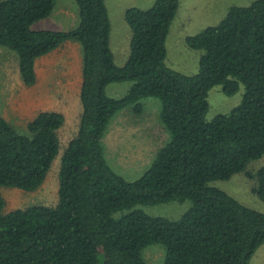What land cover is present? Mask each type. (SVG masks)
I'll return each instance as SVG.
<instances>
[{
	"label": "trees",
	"instance_id": "trees-1",
	"mask_svg": "<svg viewBox=\"0 0 264 264\" xmlns=\"http://www.w3.org/2000/svg\"><path fill=\"white\" fill-rule=\"evenodd\" d=\"M77 28L33 31L55 0H0V47L15 52L22 82H35L34 61L66 41L82 52V113L76 136L61 156L58 204L2 214L0 264H145L146 247H164L163 264H249L264 243V215L210 187L237 173L255 179L251 193L264 203V166L252 177L248 164L264 156V0L229 8L224 19L185 39L202 51L198 72L184 75L166 63L165 41L180 0H155L147 10L127 9L130 49L117 66L110 48L104 0H74ZM130 83L121 98L111 84ZM219 86L241 102L206 120L207 95ZM160 103L159 121L169 140L144 174L128 182L105 158L103 138L120 111L140 116L142 100ZM64 117L39 113L17 132L0 117V187L38 189L59 151ZM189 202L176 220L131 211L135 206Z\"/></svg>",
	"mask_w": 264,
	"mask_h": 264
},
{
	"label": "rangeland",
	"instance_id": "rangeland-1",
	"mask_svg": "<svg viewBox=\"0 0 264 264\" xmlns=\"http://www.w3.org/2000/svg\"><path fill=\"white\" fill-rule=\"evenodd\" d=\"M256 0H180L178 11L169 29L165 41L166 65L184 75H195L198 72L199 59L202 51L191 49L185 42L186 37L194 36L205 28L221 22L231 7H246ZM112 18L111 52L114 63L121 66L125 63L130 49V30L123 20L124 10L136 5V0H106ZM58 8L68 11L77 10L74 0H56ZM150 5H153L150 4ZM142 7H147V4ZM152 7V6H148ZM138 9V8H137ZM55 11V10H54ZM39 24L37 28L35 25ZM35 30H55L72 27L74 23L62 22L55 17L38 21ZM45 27V28H44ZM8 50V49H6ZM17 58L14 52L7 51ZM9 60L0 56V68L6 66ZM130 83L122 85V95L129 89ZM128 91V90H127ZM243 86L231 96H225L219 86L213 87L207 95L208 112L206 120L211 121L216 115L227 114L235 108L242 99ZM121 97V96H119ZM143 113L136 116L131 109H124L111 120L103 138L105 158L112 170L132 182L140 178L151 165L156 152L169 140V135L159 121L160 103L155 98L142 100ZM3 103L0 101V110ZM60 106L59 109H63ZM81 114L79 103L71 105L66 112V122L57 131L59 151L52 162L50 171L42 185L31 192H24L9 187H0V196L4 201L2 214L15 210H25L32 206L54 208L58 204V174L63 155L68 143L76 136ZM24 134L22 130H16ZM264 166V156L248 164L246 171L254 177L259 168ZM210 187L219 189L237 201L240 205L264 215V203L251 193L255 187V179L248 178L245 173H237L225 181H212ZM190 208L189 202H171L155 206H135L130 211L117 212L114 218L131 211H139L150 217H160L176 220ZM164 247L154 244L142 250L145 264H163ZM249 264H264V243L252 256Z\"/></svg>",
	"mask_w": 264,
	"mask_h": 264
},
{
	"label": "crops",
	"instance_id": "crops-1",
	"mask_svg": "<svg viewBox=\"0 0 264 264\" xmlns=\"http://www.w3.org/2000/svg\"><path fill=\"white\" fill-rule=\"evenodd\" d=\"M136 2V5L127 8L147 10L150 8L148 6H152L150 4H154L155 0H136ZM104 3L110 22L109 39L111 47L112 18L106 0H104ZM145 4H147V7H142L145 6ZM125 11L126 10H124V12ZM51 17L66 22V25H68V23L74 24L72 27H65L63 29L35 30L33 28L37 23L35 22L31 26V29L33 31L66 32L77 28L79 24L78 9L76 12L73 10L68 11L54 5L52 12L45 19ZM123 20L125 21L124 16ZM35 26L40 29L43 28L39 27L38 23ZM6 49L7 48L0 47V56H5L9 60L6 62V66L0 68V101L3 103V107L0 110V117L15 130L18 129L22 131H26L27 125L42 112L60 113L63 115L65 123L67 120L65 114L69 110V107L71 105L76 106L78 103L81 106L79 98L82 84V52L80 44L74 41H66L47 55L35 59V82L30 87L24 85L22 82L17 54L14 52L17 58L10 56L7 52L9 49ZM122 85L123 84L109 85L106 89L107 94L113 98L123 97L127 93L128 88L125 93L119 95V92L123 90ZM60 106H64V108L59 109Z\"/></svg>",
	"mask_w": 264,
	"mask_h": 264
}]
</instances>
